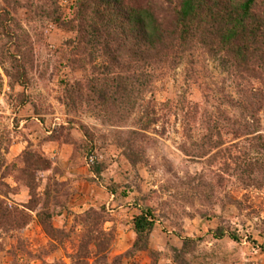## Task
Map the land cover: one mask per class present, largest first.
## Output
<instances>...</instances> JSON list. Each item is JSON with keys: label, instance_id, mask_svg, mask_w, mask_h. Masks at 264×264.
<instances>
[{"label": "rangeland", "instance_id": "374dc122", "mask_svg": "<svg viewBox=\"0 0 264 264\" xmlns=\"http://www.w3.org/2000/svg\"><path fill=\"white\" fill-rule=\"evenodd\" d=\"M16 1L0 0L10 14L0 22V197L31 216L23 228L1 231L0 264H174V248L186 237L195 239L186 255L193 264H264V146L251 136L235 138L223 116V144L203 141L210 117L227 107L223 90L239 97L248 81L200 58L193 70L182 63L163 71L124 118H110L67 91L77 92L76 82L92 76L99 60L78 67L70 42L77 32L49 18L55 3L74 18L77 0ZM143 112V120H156L134 134ZM185 142L189 150L203 145V156L186 155ZM25 150L51 162L34 170L35 211L24 206L31 199ZM90 209L101 215L99 228L93 214L85 220ZM40 210L55 213L53 237ZM146 210L155 218V253L128 254L134 218ZM220 228L223 237L216 236Z\"/></svg>", "mask_w": 264, "mask_h": 264}, {"label": "trees", "instance_id": "16d2710c", "mask_svg": "<svg viewBox=\"0 0 264 264\" xmlns=\"http://www.w3.org/2000/svg\"><path fill=\"white\" fill-rule=\"evenodd\" d=\"M16 2L20 4L19 0ZM55 5L49 18L77 32V37L70 41L74 43L75 54L80 55L74 63H79L78 67L85 71L87 59H99L93 66V75L85 74L75 84L77 92L67 89L68 93H76L79 100L120 120L135 107L145 87L154 85L163 71L182 63L190 71L200 58H213L219 61L224 73L244 79L248 85H241L237 90L239 97L223 90L221 102L227 107H219L218 117H210L214 119L208 121L204 143L211 147L223 144L218 120L223 116L235 138L251 136L264 146V0H77L75 16L71 19L64 17ZM8 14L0 9V22ZM256 83L259 85L254 86ZM144 115L143 112L140 116L141 131L132 133L144 134L154 124L155 118L143 120ZM126 146L132 147V143ZM182 146L190 157L204 154L203 145L190 150L187 142ZM23 159L31 195L29 204L24 206L35 211L38 200L34 170L50 169L51 162L43 153L29 150L23 152ZM54 214L37 211L40 224L52 237L59 231L50 222ZM92 214L90 222L99 228V211L90 209L85 220ZM30 216L23 208L12 206L0 197V236L2 230L23 228ZM154 226L155 218L150 210L135 216L136 238L128 254L141 250L155 253L149 245ZM100 232L109 237L112 234ZM226 232L220 228L216 236L223 237ZM230 234L238 239L234 233ZM194 241L186 237L182 248H174V264H193L195 257L186 255L191 252Z\"/></svg>", "mask_w": 264, "mask_h": 264}, {"label": "crops", "instance_id": "0c3cea01", "mask_svg": "<svg viewBox=\"0 0 264 264\" xmlns=\"http://www.w3.org/2000/svg\"><path fill=\"white\" fill-rule=\"evenodd\" d=\"M13 147H15V148H19L20 147V144H18V143H16L15 145H13L12 146V148ZM14 148V150L16 151L17 149H15ZM114 199V196H113V194L110 196V200H113ZM133 234H134V231L132 230V236H133Z\"/></svg>", "mask_w": 264, "mask_h": 264}, {"label": "built area", "instance_id": "2783aa9c", "mask_svg": "<svg viewBox=\"0 0 264 264\" xmlns=\"http://www.w3.org/2000/svg\"><path fill=\"white\" fill-rule=\"evenodd\" d=\"M88 160H89V163H94L96 160V157L94 155H90Z\"/></svg>", "mask_w": 264, "mask_h": 264}]
</instances>
